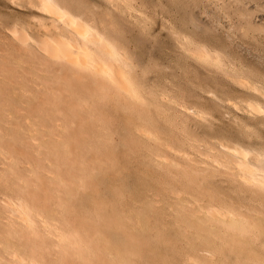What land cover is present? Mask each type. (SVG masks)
<instances>
[{"label": "bare ground", "instance_id": "obj_1", "mask_svg": "<svg viewBox=\"0 0 264 264\" xmlns=\"http://www.w3.org/2000/svg\"><path fill=\"white\" fill-rule=\"evenodd\" d=\"M36 1L38 4L36 3L37 6L35 7L32 4L33 0H30V7L34 6V9L37 8L36 10L39 13V16L35 18L37 23L33 22L38 27H32L30 24V28L35 31L33 33L38 37L35 38L29 34L28 24L26 25L28 29L14 25L11 28L13 42H16L19 49L28 56L30 63L25 64H29L31 69L29 72L33 70L37 73V76H35L36 73L33 74L35 76L33 79H36L40 84L35 86L37 92L41 94L35 99L36 101H22V98L20 99L22 101L20 102L21 105L16 110L17 114L22 112L19 115L23 119L21 123L24 126L25 134L29 137L30 145L38 150H44L43 153L48 157L49 164L55 165V167H67L74 174L80 175L92 169L95 170L93 174L97 177L99 170L103 174V169H112L118 166L117 164H126V166L140 167L139 178L141 182L154 180V184H150L151 181L146 183L141 190L143 194L138 193L144 197L145 208L153 212L152 214L149 212L152 219L148 216L143 219L144 214H141V217L136 213L137 220L133 232L126 231L119 223L120 221L110 220L114 225L113 232H117L115 236L121 240L123 249L117 253L121 256L120 260L124 264H130L138 259L137 257L141 259L142 256H145V253L147 255L149 253L150 257H152L151 255L158 256L156 261L154 260V264H264V140L257 141L254 139L256 141L254 142V140L252 141L253 137L247 135L245 137L241 136L243 141H240L239 138L232 135L233 139L230 138L231 143H217L215 145L208 143L210 145L208 148L211 151L210 158V154L207 157L195 154L201 150L198 139L190 138L186 134L172 136L165 133V131L167 132L165 129L167 126L164 127L163 124H160L165 117H160V112L162 110L161 102H167V98L164 97L165 94L163 93L165 91L163 88L167 87V83L164 86L165 84H162L161 81L151 77L149 75L151 70L147 71L145 65L143 67L142 63L144 62H140V57L138 58L133 50L134 45L138 42L141 41L142 44L153 39H149L150 33L146 31L147 27L145 26V29L141 25L143 28L141 31L142 35L149 40L142 38V35V39L134 36L139 40L138 42L135 40L137 43L133 39L127 38V40L124 37L126 31H122L123 26L121 24L122 34H120L121 32L118 33L120 28L118 29L116 26L120 25L119 22H114L115 15L123 23L126 22L131 30H135V26L137 27L139 23L135 24L137 22L136 18L140 16L138 14L139 16L134 15L135 18L133 17L132 11L136 9L132 8L131 5H121L123 2L118 4L120 3L119 0H102L105 6L102 5L105 8L103 7L104 11L100 10L101 7L98 8V11H102L99 13H97V9H95L96 11H89L87 7L81 4L82 1L81 3L74 0ZM113 17L114 19H112ZM191 23L194 27L200 26L195 17L194 20H191ZM215 26L217 25L214 23L213 28ZM215 29L211 31L216 33L217 29ZM176 36L174 38L176 41L178 37L180 38V40L178 38L177 46L180 53L183 54L181 55L184 56L183 60L186 59L190 63H194L196 68L198 66L207 72L209 70L207 74L212 71L215 72L214 74L217 73V76L221 75L226 84L235 87L234 90L237 88L241 93H248L245 95L252 98V100L246 102L245 106L240 107L241 103L226 97L227 102L225 100L226 103L222 102L226 104L224 105L227 109L248 117L250 121H254L253 124H255V121L260 122V124L264 123V73L257 71H254L253 74L249 73L247 67L245 68V66H241L233 60L225 48V50L220 49L221 46V48L224 47L223 45H219L220 47L209 46L206 44L205 39L204 42L202 40L193 44L188 36L178 34ZM217 39H219V36ZM171 42H173L172 39ZM212 42L214 41L212 40ZM130 44H134L133 47ZM149 44L148 46H150ZM194 64L190 66H195ZM202 70L200 71L204 73ZM216 75L215 77H217ZM15 76L12 77L16 78L17 76ZM166 76H163L164 82L167 80ZM157 79L159 80V78ZM215 80L217 79L215 78ZM9 82L8 84H10ZM24 82L26 83V81ZM24 82L22 84H25ZM13 84L15 85V82ZM159 86H161V89ZM168 86L170 87V85ZM12 87H9V89ZM167 89L169 90V88ZM207 92L213 93L210 89ZM26 95L28 96V94ZM207 96L209 97V94ZM179 97L181 98V96ZM31 98H34V96H31ZM238 100L240 99L238 98ZM183 107L182 113L187 117H195V108L185 105ZM201 114L197 113V115ZM19 115L16 116L19 117ZM8 116H11L10 119H16L10 114ZM201 116L204 120V115ZM16 123L18 124L17 128H20V121ZM165 124L167 125L166 118ZM256 125H253V128ZM170 127L172 128V126ZM247 127L250 128V126ZM242 134L244 135V133ZM259 135H261L260 132ZM222 136L224 137L223 133ZM218 138L216 137V139ZM116 140L122 142V150L115 143ZM119 152H122L123 156ZM139 169L135 168L137 171ZM120 171L119 173L122 176ZM160 175L164 177V180H162L163 177H161V181L157 179ZM109 176L106 177L109 178ZM220 180L222 183L225 182L229 188L220 189L219 186H222V183L218 185ZM79 183L83 189H86L85 183L81 181ZM126 189L125 191L129 188ZM79 192L83 193L81 190ZM131 192H134V190ZM163 193L165 201L164 195H160ZM130 194L128 195L130 196ZM134 195H132V198ZM166 196L167 199L169 197L168 201H166ZM4 202L2 203L4 208L14 211L16 214H12L17 215L16 219L12 217V224L15 223L17 226L25 228L31 235L35 234L36 227L29 204L22 199L17 206H12L6 200ZM133 203L138 206L137 202L133 201ZM142 204H139V207L144 206ZM93 207L97 210L100 209L97 203ZM139 209L141 210V208ZM125 223H128V221H125ZM45 224L43 225L48 226ZM51 228L53 227L51 226ZM51 230L53 231V229ZM85 233L87 234L86 231ZM4 234L8 237V231ZM100 235L96 238H102ZM64 237L60 236L56 240L59 247L63 245L64 251L61 253L64 256L70 255L66 249L67 247L64 248V245H67L68 248L74 250L76 258L82 260L84 256L81 254L80 246L76 247V245H79L78 242L69 240L72 243L68 244L66 243L67 236ZM138 242L141 247L146 248L145 253L136 252L135 248ZM88 244L91 245V243ZM59 247L55 246L54 248L57 250ZM5 249L6 247L3 244L2 250ZM45 249L43 247L44 252L40 251L31 258L12 251L9 254V259L8 254L0 258V264H48V262L43 261L49 258ZM90 249L93 250V248Z\"/></svg>", "mask_w": 264, "mask_h": 264}, {"label": "rangeland", "instance_id": "obj_2", "mask_svg": "<svg viewBox=\"0 0 264 264\" xmlns=\"http://www.w3.org/2000/svg\"><path fill=\"white\" fill-rule=\"evenodd\" d=\"M14 1L0 0V258L8 254V259H9V254L12 253V251L16 253L18 252V254L23 255L27 258H31L40 251L44 252L43 247H45L46 248L45 250L47 251L46 254L48 255L49 258L44 259L43 261L48 262V264H67L68 262H69L68 264H81V263L82 264H91V263L92 264L93 263L94 264H124L123 261L120 260L121 256L117 255V253H119L123 249L121 240L117 239L118 237L115 236L117 232L115 231L113 232L114 225L110 220H114L118 222L120 221L119 223L123 226V228L126 231L129 230L130 232H133L136 226L135 222L137 220L136 217L137 215L141 216V214H144L143 219H146L145 216H148L150 218L153 212L145 208L146 203H144L145 200L141 190L143 189V187H145L146 183H149L150 181H151L150 184L151 183L154 184L153 182L154 180L151 179L149 181L145 180L141 182V179L139 178L140 176L139 174L141 170L139 169L140 167L137 168L134 165L126 166V164L125 165L117 164L119 167L115 166L112 169H103L104 172L103 174L100 173L99 170V174H97V177L96 175L93 174L95 170L92 169L87 170L80 175L74 174V172L67 169V167L66 168L62 166L55 167V165L53 166L52 164H49V161H47L48 157L43 153L44 150L42 149L38 150L37 148H34L32 147V145H30L29 137L25 134L24 126L21 123L23 119L19 115V113L21 114L22 112H18L17 114L16 110H18L17 107L21 105L20 102L25 100H35L39 97V95H41L40 93L37 92V89L35 87L36 85L38 86L40 84L36 79H33L35 76H37V73L33 70L29 72L31 70L29 68V64H25V63H30L28 56L25 55L24 51L19 49L16 42H13L14 39L11 37V28L16 26L19 28L24 27L28 29V27L30 28L31 25L32 27L33 26L38 27L35 18L39 16V13L36 10L37 8L34 9L37 6L36 0H33L32 3L35 5V7L34 6L30 7V0H23V1L18 0L19 2L16 0ZM74 1L80 3L82 1L81 4H83L84 7H87L89 11L90 10L96 11L95 9H97V13L102 12V11H98V8L100 7H101L100 10L102 9L104 11L103 7L105 5L103 4L102 0H74ZM119 2L120 3L118 4H121L123 2L121 5L123 4L131 5L132 8L136 10L138 8L137 12L136 10L134 11H132L133 9L131 10L134 18L135 16L137 17L140 15L139 17L136 18L137 22L135 24H137L138 22L139 23L137 24V27L135 26V30L134 29L131 30L126 22L123 23L118 17H116L117 15H115V19L114 17L112 18L114 19L115 23L119 22L118 24L119 25L121 24L123 26L124 29L121 27V25L116 27L118 29L121 27L122 31L124 32L126 31L124 33L125 35L124 37L126 39L127 38L133 39L134 41L136 40L138 42L139 40H137L136 38L137 36L138 39L139 37L141 38L142 35L141 30L143 29L141 27L142 25L144 26V28L145 26L147 27V29L146 28L145 29L147 32L150 33L149 39L153 38L150 39L151 41H147L148 43L143 42L141 44L140 41L138 42L139 45L138 44H135L136 46L134 44L132 45L130 44V45L131 47H133L134 45L133 50L135 54L138 56V58L140 57L139 59L142 60V61L140 60V62H144L142 63L143 67L145 65L147 71L149 69L151 70L149 71V75L151 77H154L155 80L161 81L162 84H165L164 86H166L167 83V87L163 88L165 89L163 93L166 96L164 94L163 95L165 98H167L166 99L167 102H161L162 103L161 112L162 111L163 112L162 113L160 112L161 114L160 117L163 118L165 116L164 121H162L163 119L161 118L162 122L160 123L163 124L164 127L167 126V128H165L167 132L164 130L165 133L171 134L172 136L173 135L181 136L182 134H186L190 138L198 139L199 143L201 144L200 145L201 150L200 151L196 150L197 152L195 151L196 153L195 152L194 153L198 155L201 154L202 157L205 156L207 157L210 154L209 158L211 157V151L208 148L210 147L208 143H212L213 145L217 143H231L230 138L233 139V136L239 138L240 141H243L241 138L247 135L248 136L251 135V137H253L252 141L254 139L257 141H261V139L264 140V135H263L264 123L260 124V122L255 121V124L257 125L254 126L253 128V125H255L253 124L254 121L253 122L250 121L248 117L242 116L236 113L235 111L233 112L227 109L225 106L226 105L225 103L227 102L225 100L226 97L227 98L230 97L233 101L241 103L240 107H243L245 106L247 101L252 100L251 96L245 95L248 93H244V92L241 93V91H239L237 88L234 90L235 87L233 88V86L231 85L229 86L228 84H226V82L223 80V77L221 75L217 76L218 74L217 73H216L217 75L214 74L215 72L210 71V74H207L209 70L207 72L204 69L203 70L200 69L198 66L196 68V65L194 63L193 64L195 66H190L193 64L186 59L183 60L184 56H182L183 54L180 53L178 49L177 41L179 37L177 38V41L176 39H174L175 36L178 34V35H185L190 37L193 44L194 42L198 43L201 42L202 40L203 42L206 40L205 42L209 46L218 47L219 45H223L224 46L223 48H221L222 46L221 47L219 46L220 49L225 48L228 54L230 53L229 55H231V58L233 60L238 62V64H240L241 66H245V68L247 67L246 69L250 71L249 73L253 74L256 71L264 73V0H125V1L119 0ZM194 17L195 20L199 21L200 23L199 27H194L192 25L191 20H194ZM34 21L36 23H33ZM214 23L215 25H217L215 26V28L217 29L216 33L213 32L215 29L213 28ZM26 25L28 27H26ZM121 28L118 30L119 31L118 33L121 32L120 34H122ZM138 31L140 32L138 33ZM33 32L35 31L30 28L29 34L37 38L38 36H35ZM218 36L219 39H217ZM142 38L149 40L144 35H142ZM193 38L195 39L193 40ZM171 39L173 42H171ZM212 40L215 43L212 42ZM210 42L211 44H209ZM148 44L150 46H148ZM170 48L173 50H171ZM8 49H10V51H8ZM13 60L15 61V63ZM182 60L185 62H183ZM186 69H188L189 71ZM199 69L204 71V73L201 72ZM173 70L175 71L176 74L174 73ZM8 71L10 72L11 75L9 74ZM197 71L202 76L200 74L198 75ZM152 72H154V74H152ZM155 72L157 77H155L156 76ZM35 73L36 75L34 76L33 74ZM13 75L17 76V77L15 76L17 80L16 78L12 77ZM27 75L29 76L27 77ZM30 75L33 76L31 77ZM178 75L181 77H179ZM215 75L219 78L215 77ZM163 76H166L167 78L166 82H164ZM157 78H159V80ZM196 78L198 80H194ZM215 78L217 80H215ZM23 80L26 81V83ZM13 81L15 82L16 86L13 84L14 83ZM8 82L10 84H8ZM23 82L25 84H22ZM161 83L159 82V84ZM168 85H170V87ZM9 87L12 88L9 89ZM160 87L161 86H159V88ZM167 88H169V90ZM201 88L202 90H200ZM175 89L177 93H175L176 92ZM206 89L207 90L210 89L211 91H213V93L207 92ZM207 93L209 94V97L207 96L208 95ZM26 94H28V96ZM178 95L181 96V98ZM31 96H34V98H31ZM22 98L23 100L21 101L20 99ZM25 98H29V99H25ZM238 98L240 100H238ZM168 100L170 101L168 102ZM222 101L225 103H223ZM182 105L193 107V109L195 108L194 109L196 111L195 117L197 118L187 117L184 113H182V108H184ZM197 113L200 114L202 113L204 115L203 116L204 120H202V116H201L202 114L197 115ZM9 114L12 115V117H15L16 121L13 118H11L12 119L11 121V119L9 118L11 116H8ZM16 115H19V117H17ZM173 115H175L176 117ZM208 115L209 118L210 117L212 118L209 119ZM165 118L167 125L166 124L164 125ZM18 121H20V126H21L20 128H17L18 124L16 122ZM8 122H10L9 123L10 126ZM170 126H172V128ZM247 126H250V128H248ZM214 128L215 130L216 129L217 130L215 131ZM244 128H248V129L245 130ZM233 131L235 133H232ZM259 132L261 135H259ZM222 133L224 137L222 136ZM242 133H244V135ZM216 137L219 138L216 139ZM255 140L254 142H256ZM115 143L122 150L123 148V145H121L122 142H118L116 140ZM119 154L122 155L123 153L119 152ZM135 168L139 170L137 171L135 170ZM119 171L122 173V176L119 173ZM105 175L106 176L110 175V176L108 178ZM156 176L154 177L155 179L157 178ZM110 177H112L114 180H111L112 178L110 179ZM117 177L120 179L118 180ZM161 177L163 176L160 175V177L157 179H160L161 181ZM162 180H164V177L162 178ZM80 181L86 184V189L85 188L83 189L80 186L79 183ZM219 183L218 185H221L222 183L221 180ZM155 185L157 184L155 183ZM124 187L125 189L127 187V189L129 188L130 190L126 189L127 191H125ZM219 187H221L220 189L229 188L226 186L225 182H223L222 186ZM80 190L83 191V193L79 192ZM133 190L134 192H131ZM140 192L142 193L141 195H139ZM128 194H130V196ZM132 195H134L133 198ZM160 195H164V193ZM125 197L127 198L125 199ZM139 198L140 199L142 198L141 200L144 201H141ZM21 199L23 201H26L29 204L28 206L31 208L30 210H32L31 213H33V220L36 227L35 228L36 230L34 229L35 234L33 235H31L30 232H28L25 228L19 227L15 223L12 224L11 221L12 217H15L16 219L17 215H14L16 214L14 211L12 210L9 211L10 209L4 208V205L2 204L6 200L7 203L9 202V204H11L12 206L13 205L17 206ZM121 200H125V201H121ZM168 200L169 197L167 199L166 196V201ZM133 201L137 202L138 206L135 205ZM164 201H165V195H164ZM96 203L99 204L100 206L99 210L93 207L96 205ZM139 204H142L144 206L141 205L142 207H139ZM137 207L138 209H136ZM139 208H141L142 211ZM133 210L135 213L133 212ZM136 213L138 214L135 215ZM38 219L42 222H40ZM124 220L126 222L128 221V223L130 224L125 223ZM13 222H14V218H13ZM7 223L9 224L7 225ZM43 224L48 226H44ZM131 224L132 227L134 228L131 227ZM43 226L46 228H44ZM51 226L53 228H51ZM13 229L17 230L16 231L17 233ZM51 229H53V231ZM6 231H8V237H6L4 234V232ZM85 231L87 232V234L85 233ZM99 233L102 234L100 235ZM98 235H100L102 238L99 237L96 238ZM60 236L63 237L67 236L68 239L66 243L68 244L72 243L69 242V240L73 242H78L79 245L78 246L76 245V247L80 246L82 252L81 254H83L84 256V257L82 256L83 261L81 259L79 260L78 258H76V254L75 252H73L74 250L68 248L67 245L66 246L64 245V248L67 247L66 249L69 251L70 255L64 256L61 253L62 251H64L62 247L63 245L59 247L56 242V240H58ZM88 243H91V245ZM3 244L6 247L5 250H2ZM54 245L59 248H57L56 250L54 248L55 247ZM90 248H93V250H91ZM142 248H144L145 251L142 250ZM135 250L136 252H141V253L146 252V248L141 247V245H139V242ZM151 256L152 257H150L149 253L148 255L145 253V256H142L143 258L140 257L141 259H139V257H137L138 259H136L130 264H149V263L154 264V260L156 261L158 256L156 257H154V255Z\"/></svg>", "mask_w": 264, "mask_h": 264}]
</instances>
